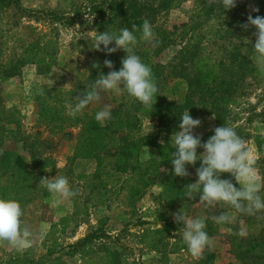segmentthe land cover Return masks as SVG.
<instances>
[{
	"label": "trees",
	"instance_id": "trees-1",
	"mask_svg": "<svg viewBox=\"0 0 264 264\" xmlns=\"http://www.w3.org/2000/svg\"><path fill=\"white\" fill-rule=\"evenodd\" d=\"M184 1L85 0L82 5L93 15L99 33L104 28L118 33L121 27L131 30L136 25L137 44L133 51L151 68L159 90L153 108H145L126 93L103 92L112 117L104 123L95 120L96 112L89 105L75 117L70 116L63 104L65 99H69L68 95L70 99L82 97L87 89L91 90L101 73L106 75L109 71L119 70L121 60L126 56L122 49L111 54L101 51L102 59L86 57L84 64L77 66L74 86L64 92L65 96L58 105L51 107L53 118H59L61 126L79 128L71 159L95 160L92 173L78 176L85 189L94 182L95 198L106 196L110 191L108 186H116L117 199L132 207L148 184L159 182L168 188L175 201L186 199V186L196 181L197 175L191 178L172 173L174 146L154 145L155 140L150 136L115 138V133L136 130L138 114L155 116L160 121L168 120L173 124L167 123V128L178 131L181 115L187 110L193 116L205 114L213 117L214 128L200 136L201 142H206L216 127L225 125L224 115L229 105L248 95L251 86H258L264 77L255 62L256 53L252 46L255 41L242 40L237 35L244 19L239 3L225 12L219 0H192L193 9L187 20L169 24L168 13ZM76 8L74 14H79L80 8ZM9 16L4 21V17ZM256 16L264 17V0H258ZM145 19L153 26L154 41L151 44L141 39V26ZM0 20L4 21L0 23V76L10 78L19 74L24 65L35 66L38 72L48 71L60 51L57 24H68L75 17L52 9H32L22 0H0ZM234 39L237 43L233 44ZM175 47L173 55L167 61H161L164 52ZM105 60L112 62V69L104 66ZM168 79H181L186 86L181 102L175 106L168 104L160 94L161 85ZM42 106L40 115L46 119L47 106ZM8 123L12 127L5 126L0 117V188H14L22 210L26 205L32 206L27 223L22 221V226L33 235L30 223L37 219L34 207L50 194L40 180L50 178L46 171L53 169L55 162L49 155L30 152L33 169H21L26 155L15 152L17 143L23 139L16 137L21 128L20 120L11 119ZM11 139L13 142L10 143ZM261 144L264 149V136ZM141 145L156 146L157 157L140 161ZM202 151V148L197 149L198 153ZM191 166L196 171L200 162ZM224 174V178H230L228 173H221V178ZM72 200L75 203V196ZM260 212L256 217L255 214ZM255 214L242 217L249 224L248 236L235 246L243 264H264V212ZM206 230H209L206 231L208 235L214 233L210 225ZM89 237L92 236L84 240ZM246 258L250 259L248 263L244 261ZM213 259L214 253L204 250L194 264H213Z\"/></svg>",
	"mask_w": 264,
	"mask_h": 264
},
{
	"label": "rangeland",
	"instance_id": "rangeland-1",
	"mask_svg": "<svg viewBox=\"0 0 264 264\" xmlns=\"http://www.w3.org/2000/svg\"><path fill=\"white\" fill-rule=\"evenodd\" d=\"M22 1L29 8L57 10L75 17V20L68 24H57L60 51L48 71L38 72L35 66L24 65L20 73L13 77L0 76V117L7 127H12L9 120H20L21 128L16 137L23 139L17 143L15 152L26 155V161L20 165L21 169H33L29 160L30 152L38 151L51 156L55 167L47 169V176L67 177L71 189L77 193V207L72 198L63 200L57 206V197L50 193L34 207L37 219L30 223L34 232L28 238L27 247L17 248L0 242V264H194L198 258L191 255L180 238L183 225L176 223L173 218L179 211L191 218H202L206 227H213L214 233L209 235V244L205 248L214 253L213 264H243L235 246L248 236L249 224L242 218L248 215L246 213L234 211L224 203L206 208L199 203L197 193H193L195 197L192 200L186 198L175 201L168 188L159 182L148 184L132 207L124 204V200L117 199L116 186H108L110 191L102 198H95L92 189L94 182L89 189L83 187L78 176L92 173L95 160L71 159L79 128L61 126L59 118H53L51 107L58 105L65 96L64 92L74 86L77 66L83 65L86 57L103 58L101 51L93 49L97 27L93 19L89 23L93 15L82 6L85 0ZM236 2L244 11V19L241 20L237 35L242 40L255 41V27L249 25L245 28L243 25L247 24L249 16L255 18L254 10L258 9V0ZM76 7L80 8L79 14H74ZM192 9V0H185L168 13L167 22L178 24L186 21ZM9 18L10 16L4 17V21ZM4 21L0 20V23ZM106 31L115 33L106 28L101 33ZM232 43H237V40H232ZM112 46L114 45H110ZM175 49L176 47L164 52L161 61H167ZM185 92L186 86L181 79H168L160 87V94L171 106L178 105ZM100 97L99 102L89 104L94 112L109 106L103 92H100ZM68 98L71 96L68 95ZM69 99L63 102L65 108ZM42 105L47 106L46 119L40 115ZM185 113L187 110L182 115ZM190 116L201 121L200 126L194 129L195 135L202 136L214 128L212 116ZM138 117L136 130H120L115 133V138L128 135L130 138L131 135L134 138L150 136L155 140L154 145L174 146L175 131L167 128V123H173L168 120L160 121L155 116L138 114ZM224 119L225 125L234 127L245 141L256 161L257 174L264 178V149L261 144V137L264 136V77L258 86H251L248 95L229 105ZM9 141L11 143L13 139ZM151 157H157L156 146L141 145L138 159L146 161ZM186 170L188 177H195L196 171L191 165H186ZM224 177L226 174L222 179H226ZM228 180L239 188L234 177L230 175ZM260 194L264 196V189ZM0 198L20 205L14 188H0ZM23 209L22 221L27 223L32 206L26 205ZM221 213L227 214L230 222L217 224L213 216ZM260 214L261 212L255 216ZM241 230L246 235L240 236ZM205 231L209 230L205 228ZM87 236L92 237L84 240ZM249 258L244 261L248 263Z\"/></svg>",
	"mask_w": 264,
	"mask_h": 264
},
{
	"label": "clouds",
	"instance_id": "clouds-1",
	"mask_svg": "<svg viewBox=\"0 0 264 264\" xmlns=\"http://www.w3.org/2000/svg\"><path fill=\"white\" fill-rule=\"evenodd\" d=\"M224 11L235 7L236 0H219ZM254 11H258L255 9ZM93 17L90 19L91 23ZM254 26L256 40L253 46L256 64L264 69V17H248L247 24ZM136 25L131 30L121 27L118 33L96 31L93 49L104 51L106 54L122 49L126 56L121 60L119 70L109 71L106 75L101 73L94 81L91 90H86L82 97L70 99L66 102L68 114L75 117L90 103L99 102L100 92L114 94L126 93L128 97L140 102L145 108H153L158 95V87L152 76L151 68L142 62L141 58L133 51L137 44V36L134 34ZM141 39L149 44L154 41L153 26L145 19L141 26ZM110 45H114L110 47ZM97 65H93L96 67ZM104 66L112 69L110 60L104 61ZM95 120L104 123L111 117V108L105 106L95 113ZM201 121L190 116L189 112L180 118L179 130L175 131L174 148L171 154L172 173L175 176L185 177L188 175L186 165L200 166L196 169L197 179L187 185L185 198L192 200L199 194V203L206 208L224 203L237 212L253 215L264 210V196L260 193L264 189V178L260 177L255 170V159L246 147L245 141L237 134L232 126L221 125L214 129L213 134L201 142V138L194 134V129L199 127ZM203 151L198 153L197 149ZM221 173H228L234 177L239 188L228 179H222ZM40 182L49 193L56 196L58 206L63 200L74 197L77 193L70 187L69 180L65 176L41 178ZM23 210L21 206L9 199L0 198V242H6L17 248L27 247L31 233L22 226ZM174 220L183 225L181 239L187 245L188 251L193 257L200 258L209 244L210 237L205 231L206 222L202 218H191L186 213L179 211L174 214ZM217 224L230 222V217L221 213L213 216ZM240 236L246 235L241 230Z\"/></svg>",
	"mask_w": 264,
	"mask_h": 264
}]
</instances>
